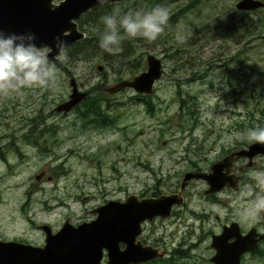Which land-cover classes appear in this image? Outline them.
<instances>
[{"label":"rangeland","instance_id":"374dc122","mask_svg":"<svg viewBox=\"0 0 264 264\" xmlns=\"http://www.w3.org/2000/svg\"><path fill=\"white\" fill-rule=\"evenodd\" d=\"M169 1L170 15L189 4L193 8L179 14L173 25L167 24L153 43L127 38L136 46L131 58L136 63L144 59L141 71L130 75L125 58H110V63L104 51L81 55L83 52L78 50L67 54V61L58 66L59 78L54 88L24 89L0 96V136L5 145L12 143L7 136L21 126V118L27 114H41L35 121L38 124L47 115L44 124L34 127H38L36 131H49L53 145L52 158L46 161L28 154L15 167L0 165V173L7 176L0 183V225L6 237L41 243L42 234L27 218L36 224L48 223L53 231L59 230L67 217L73 224L92 219L90 210L103 199L124 192H152L158 180L164 187L174 172L189 169L188 161L207 170L221 147L232 146L237 140L246 142L233 133H246L248 126L264 128V10L238 12L234 5L240 0ZM117 8L121 14L129 10V6ZM99 25L103 27V20ZM89 27L91 23L87 22L85 28ZM230 27L236 29L235 37L227 34ZM232 37L236 45L232 44ZM148 55L162 64V77L147 99L152 103L151 114L143 104L145 99L137 97L132 89L124 88L110 96L103 94L104 99L95 90L100 84L112 87L145 71ZM117 71L124 72L121 80H117ZM70 78H74L79 91L89 93L95 104L82 103L67 115L52 114L59 103L67 100ZM98 99L105 100L112 110ZM90 106H97L99 113L84 116ZM188 107L197 115L193 117L197 120L195 125ZM112 115L114 119L110 121L108 117ZM182 157H186L184 163ZM16 161L15 154L10 163ZM255 165L264 169L261 160ZM40 172L44 176L36 185L34 177ZM47 177H51V182ZM255 189L254 184H246L244 190L249 193ZM190 190L200 192L204 184L194 183ZM28 195L33 196L31 216L27 209H19ZM44 196L50 197L52 210L35 204ZM206 258L204 251L198 252L195 262L206 263ZM249 260L247 264H264V259ZM177 264L192 261L182 259Z\"/></svg>","mask_w":264,"mask_h":264},{"label":"flooded vegetation","instance_id":"af4514ba","mask_svg":"<svg viewBox=\"0 0 264 264\" xmlns=\"http://www.w3.org/2000/svg\"><path fill=\"white\" fill-rule=\"evenodd\" d=\"M235 5L234 9L236 11L245 13L244 11L237 10ZM229 30L231 32H228L227 34H231L235 37L237 34H235V29L230 27ZM234 37H232V44L236 45ZM238 45H240V40L238 41ZM71 81L75 84L77 92L84 94V97L69 111H58L57 108L60 105L69 101V97L72 93ZM68 84L70 87V94L68 95L67 100L59 103L55 107L52 114L67 115V113L80 106L82 103L83 105L85 104L84 101L89 93L86 91H79L74 78H70ZM109 87L111 86L100 84L97 88H95V90L100 91L101 97L103 98V94L107 96L114 95L107 91ZM8 99L10 98L8 97ZM105 106V108L112 110L110 104L106 101ZM97 113L99 112L96 108V114ZM88 114L94 115V113L91 114L89 110L83 115L86 116ZM39 115L41 114H27V116H23L21 118V126L13 129L12 131L14 132L9 134L6 138L8 141L11 140V144L5 145L3 141L4 138L0 136V165L2 167L11 168L20 165L27 159L28 154H36V158L41 161H46L48 158H52L51 153L53 151V145L49 141L51 134H49V131H43L44 129L36 131L38 127H34L35 125L44 124L45 120H47V115H44L39 124L35 123L36 118ZM108 118H110V121L111 119H114L113 115ZM24 129L29 131H22ZM21 142H30V144L24 143V145H22L20 144ZM251 143L252 142H249L247 144L244 143V141L240 143L237 140V143L232 146L227 145L226 148L221 147L222 150L220 149V152L213 155L211 158V162L207 167V170H203L201 166H198L197 162L188 161V170L174 172L168 178L164 187L162 186L163 182L158 180V185L152 192H124L118 197L103 199L90 210L92 219L83 220L80 223L73 224L72 219L70 217L67 218L71 219V224L73 226H77L96 219L97 214L93 213V211L108 202H117L122 204L125 203L126 199L130 196H135L137 201H141L143 199L156 200L162 197L164 199L160 211H157L159 213L154 214L155 216H152L151 218H146L143 221H140L139 233L130 243L132 246L135 245L142 248H150L156 252V255H158L149 262L140 264H177V261L182 259L191 260L192 264H196L195 261L198 260V252L203 253V251L207 255V258L205 259L206 263L203 264H217L215 259L219 257L220 254L216 249L217 246H215L214 239L219 236H222L224 245L229 246L235 243L237 239L242 244V247H244L245 250L242 254L237 255L238 264H247L248 259H250L249 262L263 260L264 214H261V216L256 219L248 220L247 222L243 221L241 216L249 209V201L253 198L252 193L258 191V189H255L248 193L244 190L246 184H254V182L250 180L248 174L251 170L264 171V169L256 167L255 165L257 160H261L264 165V155L257 154L251 159L244 156L234 157L236 152L247 149ZM10 150H14L15 152H9ZM15 154L17 161L10 163L14 160ZM186 157L188 158V155ZM186 157L181 158L182 163H184ZM227 158L231 160V166H229V173H226L225 169L222 168L221 174L225 176V182L221 189L215 192H207L210 187L204 180H191L186 184L183 190H180L184 174L189 172H201L205 174H210V172L213 173L210 171V167L213 164ZM16 173H19V171ZM43 176V172L35 175L34 181L36 182V185H38L37 182H41ZM6 178L7 176L0 173V183L5 181ZM47 181L51 182V177H47ZM199 181L204 184V190H201L200 192H192L190 188L194 183H198ZM29 192L30 191H28V193ZM32 199L33 196L28 195L23 205L21 204L19 206L20 210L27 209L30 216L34 214V210L32 209L30 203ZM50 201V197L44 196L42 199L37 200L35 204H40L43 209L52 210V207L49 205ZM151 212L153 213V211ZM27 221L32 223L34 228L42 234L43 241L41 243L21 241L6 237L3 232L2 224L0 225V242H13L41 248L45 245L46 234L42 229H40V227L48 226L52 234L58 231H53L48 223L41 222L36 224L31 217L27 218ZM157 230H160V232L157 233ZM125 246V243H119L120 249H124ZM233 255L235 254L233 253ZM222 258L224 259V264H227L225 258L223 256ZM107 260V251L103 249L101 254V263L107 264Z\"/></svg>","mask_w":264,"mask_h":264},{"label":"water","instance_id":"95a60500","mask_svg":"<svg viewBox=\"0 0 264 264\" xmlns=\"http://www.w3.org/2000/svg\"><path fill=\"white\" fill-rule=\"evenodd\" d=\"M124 1L109 0V3L105 5ZM99 6L101 5L97 3V0H0V30L6 35L32 33L36 37L35 43L38 46L52 47L53 55H55V38L65 40L67 47L82 40L85 34L77 30L76 22L83 14ZM262 6L264 5L260 0H240L235 5L239 11ZM49 58L52 59L51 56ZM160 62L155 56L148 55L145 71L131 80L120 81L109 87L107 91L115 94L121 89L129 88L137 94H152L156 82L162 77ZM97 70L101 71L102 67L98 66ZM71 86L72 93L69 101L60 105L57 108L58 111H69L84 97V94L77 92L73 81ZM257 154L264 155V145L251 143L247 149L236 152L234 157L244 156L251 159ZM230 161L227 158L213 164L210 167L213 173L210 172V174L201 172L184 174L180 190H183L191 180H204L210 187L207 192L221 189L225 182V176L221 174V171L224 168L228 172L231 166ZM163 199L161 197L156 200L137 201L135 196H130L122 204L108 202L93 211L97 214V218L93 221L73 226L71 219L67 218L54 234L48 226H42L40 229L45 232L46 237L45 245L41 248L13 242H0V264H102L103 249L107 251V264L149 262L158 256L156 252L150 248L132 246L130 243L139 233L140 221L158 214L157 211H160ZM119 243H125V248L120 249ZM214 243L220 254L215 259L217 264H224L222 256L227 264H238L237 255L245 250L238 239L227 246L223 244L222 236H219L214 239Z\"/></svg>","mask_w":264,"mask_h":264},{"label":"clouds","instance_id":"9594fccd","mask_svg":"<svg viewBox=\"0 0 264 264\" xmlns=\"http://www.w3.org/2000/svg\"><path fill=\"white\" fill-rule=\"evenodd\" d=\"M97 3L103 6L109 0H97ZM169 15V9L164 6H155L147 11L129 10L124 14L116 8L102 17L105 27L99 47L108 54L116 55L123 51L125 38L153 43L164 33ZM35 41L32 33L6 35L0 30V96L24 89H51L56 86L60 71L57 65L68 59L66 41L55 38V55L52 47L38 46ZM233 136L264 145V128L261 127L249 129L246 133H233ZM248 175L258 191L252 193L249 209L241 216L245 222L264 214V171L251 170Z\"/></svg>","mask_w":264,"mask_h":264},{"label":"trees","instance_id":"16d2710c","mask_svg":"<svg viewBox=\"0 0 264 264\" xmlns=\"http://www.w3.org/2000/svg\"><path fill=\"white\" fill-rule=\"evenodd\" d=\"M261 1L264 2V0H261ZM169 2H170L169 0H141V2H137L135 0H125L124 2H121V3L104 5L102 7L94 8V9L90 10L88 13L83 15L81 17V19L77 22L79 29L86 33L85 34L86 37L84 39L80 40L79 42L75 43L73 46L69 47L67 49V54H70V53L76 54L78 52V50L83 52V54H81V55H84L85 53H89L91 51H103L99 47V40H100V38L104 32L105 26L103 25V27H101V25H99V21L102 20L103 16L109 15V13L112 9L117 8L118 6H129V10L143 9V10L147 11V10H150L151 8H153L155 6H164V7L168 8ZM191 8H193V4H189L186 7V9H184L183 11H181L179 13H176L174 15H169L168 24L173 25L175 23L176 17L179 14H182L185 11H189V10H191ZM129 10L126 9L124 11V13H126ZM87 22L91 23V27H89L90 29H88V30L85 28V24ZM235 31H236V29H235ZM246 32L251 33L250 31H246ZM121 35H123L122 31H121ZM134 43L135 42L133 40H129V43H128V39L125 38L124 41L122 42L123 51L121 53L116 54V55H111V54L106 53V55L104 57H106L108 60L111 58L113 61L117 60L119 57L125 58L126 61H125L124 65L129 67V74L133 75L134 73H137L144 68V59L141 58V59H139V62L136 63L135 59L131 58L133 56L132 50H134L136 48V46H134ZM175 54H177V53H173V56ZM140 57H142V55ZM128 62H129V64H128ZM110 63H111V61H110ZM59 65L61 66V63H58V66ZM123 74H124V72L117 71V80H121L123 78ZM137 97L145 99V102L143 104L146 106V111L151 114L153 111L152 103L150 101H147V99H149L150 96L149 95L144 96L141 94H137ZM88 102H89V105H91V106H93L95 104V101L93 102L90 99L89 95L85 99L84 103L87 104ZM134 103H139V101H134ZM181 105H182V102H181ZM91 106H90V108H91ZM94 107L95 108H91L89 110V112L91 114L94 113V115H95L97 106H94ZM187 112L189 113L190 119L193 117H197L195 111L191 110L189 107L187 108ZM193 114L196 116H193ZM261 114H262V116H264V111H261ZM193 119H194V125L197 124V120L195 122V118H193ZM194 125H192L190 127V131L192 130ZM249 129H254V126H248L247 131ZM244 143L248 144L249 142L246 140V142H244Z\"/></svg>","mask_w":264,"mask_h":264},{"label":"bare ground","instance_id":"6f19581e","mask_svg":"<svg viewBox=\"0 0 264 264\" xmlns=\"http://www.w3.org/2000/svg\"><path fill=\"white\" fill-rule=\"evenodd\" d=\"M56 2H57V1H56ZM260 2L264 5V2H262L261 0H260ZM99 7H102V6H99ZM99 7H95V8H99ZM92 9H94V8H92ZM92 9H91V10H92ZM261 9L264 10V6L259 7V8H255V9H252V10H246V11H244V12L250 13V12L258 11V10H261ZM89 11H90V10H89ZM89 11H88V12H89ZM88 12H86V13H88ZM86 13H85V14H86ZM85 14H83V15H85ZM83 15H82V16H83ZM82 16H81V17H82ZM81 17H80V19H81ZM80 19H79V20H80ZM79 20H78V21H79ZM78 21H77V22H78ZM77 22H76V24H77V30H78L80 33L84 34L85 32H83V31H81V30L79 29V26H78V23H77ZM263 39H264V38H263ZM77 42H79V41H76L75 43H77ZM73 45H74V43H73L72 45H70L69 47H71V46H73ZM69 47H67V49H68ZM160 65H161V69H162V64H161V62H160ZM142 95H143V94H142ZM150 95H151V94H150ZM145 96H147V95H145Z\"/></svg>","mask_w":264,"mask_h":264}]
</instances>
